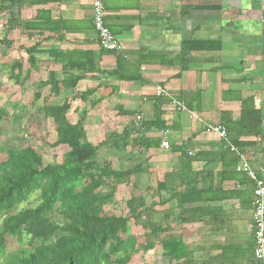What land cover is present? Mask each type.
Instances as JSON below:
<instances>
[{
	"label": "crops",
	"instance_id": "0c3cea01",
	"mask_svg": "<svg viewBox=\"0 0 264 264\" xmlns=\"http://www.w3.org/2000/svg\"><path fill=\"white\" fill-rule=\"evenodd\" d=\"M91 2L40 0L20 10L22 19L37 20L40 12V38L38 31L31 40L16 30L10 36L25 44L40 40L34 77L58 82L51 102H69L70 123L85 114L89 142L96 145L108 132L128 131L124 151L105 149L114 169L141 163L146 172L137 181L154 186L173 167L174 181L189 177L197 183L203 200L196 204L202 209L192 221L181 222L173 198V236L184 242L196 264L249 263L253 182L235 170L238 158L229 147L264 182V0H102L104 23L121 43L118 52L98 48ZM15 52L14 58H26L23 51ZM81 65L85 69L76 68ZM78 75L74 87L65 88ZM155 85L187 111L170 107L168 98H155ZM43 89V95L50 94V83ZM247 102L260 113L258 134L238 125ZM137 112L143 126L135 133ZM208 126L222 127L224 137L205 132ZM163 130L168 149L160 148ZM194 149L188 156L196 159L183 164L181 153ZM133 153L141 158L135 161ZM113 160L131 163L119 168Z\"/></svg>",
	"mask_w": 264,
	"mask_h": 264
},
{
	"label": "trees",
	"instance_id": "16d2710c",
	"mask_svg": "<svg viewBox=\"0 0 264 264\" xmlns=\"http://www.w3.org/2000/svg\"><path fill=\"white\" fill-rule=\"evenodd\" d=\"M39 2L0 0V16L4 17L0 88L1 77L21 87L33 86L31 105L51 120L54 131V138L47 145L64 146L67 152L60 161L44 162L30 145L0 146V264H130L136 256L156 247H160L167 264H196L184 242L173 236V198L180 209L181 222L187 223L193 220L194 212H201L202 206L196 204L203 200L201 188L189 177L174 181L173 167L165 170L161 180L152 186L136 179L146 172L141 163L129 169H114L109 161H98L100 149L124 150L128 131L108 132L96 145L89 142L83 127L85 114L70 123L69 102H51V97L59 93L58 82L52 77L50 81L34 78L40 62L36 56L41 53L40 40L25 44L19 36H10L16 30L31 40L35 37L33 32L38 31L40 38V12L37 20L35 16L20 17L22 8ZM45 29H49L47 23ZM15 50L23 51L26 58H10ZM116 58L120 61L119 55ZM76 68L85 69L83 65ZM79 78L81 75L65 88L74 87ZM49 83L50 94L43 95V88ZM39 99L41 103L36 104ZM23 108L10 115L7 107L0 105V123L8 118L14 123L20 120ZM259 114L249 102L243 104L238 125L245 132L252 129L258 134ZM132 126L138 133L143 125ZM149 147L144 146L146 150ZM181 157L187 166L196 159L187 152H182ZM120 186L128 191L124 212L117 214L109 206ZM129 224L141 232L130 233ZM249 260H253L252 252Z\"/></svg>",
	"mask_w": 264,
	"mask_h": 264
},
{
	"label": "rangeland",
	"instance_id": "374dc122",
	"mask_svg": "<svg viewBox=\"0 0 264 264\" xmlns=\"http://www.w3.org/2000/svg\"><path fill=\"white\" fill-rule=\"evenodd\" d=\"M3 22L4 17L0 16V37L4 31L2 26ZM16 56L17 52L13 51L10 58H14ZM24 66H26V64H24ZM38 76L40 77V74H38ZM34 78H36V76ZM1 81L0 105H5L10 115L19 113L21 106L24 108L22 109L20 120L14 123L8 118L0 123V146L19 147L23 144L30 145L37 153H39V156L44 162L62 160L67 152V148L60 145L55 147H49L47 145L49 142H52L54 138V131L52 129L51 120L45 119L42 114L31 105L32 93L34 91L33 86L24 85L21 87L2 77ZM40 103L41 99L36 102V104ZM122 151L119 152V157L122 156ZM131 156L135 158V161L141 158V156H138L137 153H133ZM99 158V162L108 158L105 149H101ZM113 162L115 165L119 164V168L129 167L131 163L128 162L124 164L122 161L119 162L115 160H113ZM154 182L155 177L152 175L153 185ZM127 191V187H118L114 195L112 205L109 206V208L117 214H122L124 212L123 202L125 196L127 195ZM23 205L27 206L25 203ZM128 226V231L130 233L138 234L141 232L138 227L131 224ZM139 240H143V238L140 237ZM130 264H167V261L162 259L160 247H156L152 250L146 251L140 256H136L132 259Z\"/></svg>",
	"mask_w": 264,
	"mask_h": 264
},
{
	"label": "built area",
	"instance_id": "2783aa9c",
	"mask_svg": "<svg viewBox=\"0 0 264 264\" xmlns=\"http://www.w3.org/2000/svg\"><path fill=\"white\" fill-rule=\"evenodd\" d=\"M91 21L93 30L96 34V43L100 50L109 52L121 51V43L117 37L110 32L104 23L105 9L102 0H92L91 2ZM153 96L155 98H168V105L176 111L186 112L185 105L173 99L169 92L162 86L155 85L153 88ZM142 113L137 112L134 115L133 125L135 127L142 126ZM205 132L216 133L219 137H224L225 131L220 126H208ZM162 139L160 141V148L168 149L167 131H161ZM230 151L236 153L238 163L235 166L237 172H243L246 177L253 182L252 189V221H253V260L246 264H264V182L257 178L255 172L249 166L245 157L239 153L234 146L229 147ZM197 150L188 151V155H193Z\"/></svg>",
	"mask_w": 264,
	"mask_h": 264
}]
</instances>
